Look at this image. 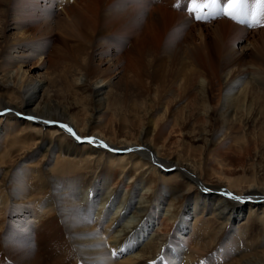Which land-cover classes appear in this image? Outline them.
<instances>
[{"label":"rangeland","instance_id":"1","mask_svg":"<svg viewBox=\"0 0 264 264\" xmlns=\"http://www.w3.org/2000/svg\"><path fill=\"white\" fill-rule=\"evenodd\" d=\"M61 1L0 0V108L7 102L21 110L27 86L37 78L44 81L40 95L45 93L43 105L51 107L53 119L59 115L61 123L77 124L85 135L102 129L106 136L135 141L137 147L127 152L135 159L118 178L127 184L148 179L135 192V205L144 200L145 206L160 207L156 222L165 221L169 209L180 213L186 198L200 196L199 184L177 166L192 167L207 183L230 185L233 194H227L243 197L250 185L264 191V24L258 0L247 1L260 22L252 29L242 26L246 30L240 36L223 27L221 20L235 23L226 17L212 23L193 21L189 8L185 10L189 0H181V7L176 0H68L59 8ZM94 116L100 124L89 123ZM24 118L7 119L4 127L31 130ZM39 138L34 134L23 147L32 150L24 162L17 157L22 151L18 147L0 152V264H51L56 259H64L57 264H82L86 253L72 244L66 221L90 199L100 165L85 170L62 162L53 171L59 183L55 195L51 190L44 195L52 199L62 193L60 197L69 199H52L57 213L38 217L37 203H26L24 195L14 198L12 192L31 185L24 170L42 168V155L38 158L33 150ZM144 139L148 153L153 150L177 166L166 168L140 155L144 151L138 143ZM105 176L109 178L105 173L101 181L107 185ZM105 187V192L114 188ZM74 188L79 196L70 198ZM129 193V188L122 190L124 198ZM123 209L115 211L120 215ZM188 220L184 232L167 234L179 245L176 255L182 258L195 249L188 243L195 215ZM166 221L173 229L178 223L174 218ZM153 228L155 236L154 224L149 232ZM237 230L235 224L233 232ZM239 236L222 235L215 260L227 253L233 264H243L239 259L244 254L264 264V219L250 235ZM66 243L69 258L59 252ZM37 254L43 263L35 259Z\"/></svg>","mask_w":264,"mask_h":264},{"label":"bare ground","instance_id":"2","mask_svg":"<svg viewBox=\"0 0 264 264\" xmlns=\"http://www.w3.org/2000/svg\"><path fill=\"white\" fill-rule=\"evenodd\" d=\"M66 1L68 2V0L59 2V8L64 6L63 2ZM247 5L251 7L248 1ZM259 9L263 19L262 23L264 24V7H260ZM252 11L255 13L253 9ZM255 14L257 16V13ZM172 17L177 18L175 16ZM178 17L180 18L179 15ZM257 19L259 23L260 20L258 16ZM224 20H221L222 25L224 28H232V34L229 33L231 35L237 36L239 33L241 34L246 30L242 25L226 21V19ZM261 27L263 28L264 25ZM256 32L255 30L254 33ZM240 34L238 36H240ZM30 83L31 86H27L28 88L24 95L25 100L21 110L13 109L9 103L2 102L0 108V152L7 151L10 153L18 147V149L22 151L17 157L20 158V162H24L27 160L32 150L30 146L27 147V149H23V147L27 146L26 144L29 143L33 139V135L36 134L39 135L40 138L35 147H33V150L38 153V158L42 155L39 162H42L43 166L50 164L51 166H42L43 169L37 166L36 169L24 170L27 172V180L31 184L29 185L31 189L27 187L25 190L24 188L17 187L15 193H13V191L12 194L14 198L24 195L22 200H26V203L30 205L37 203L36 205L39 206V212L41 213L38 217L42 216L41 218L44 219L49 213H57L55 202L67 198L66 196L60 197L62 193L61 195L56 194L58 200L53 197L52 199L55 201L53 203L51 198L44 195L48 193L49 190L55 195V186L57 185L58 187L59 185L56 180L57 177L53 176V171L64 161L71 162L75 167L85 170L91 167L93 163L99 164L101 175L93 180L94 185L92 192L88 197L90 199L85 200L87 195L84 194L82 197V200H85L84 203L75 211L78 213H76L75 217L73 216L69 221H66L68 232L72 235L70 238L72 244L81 248V250L86 253L82 264H233L235 262V260L232 262L229 261L230 257L227 253H224L225 255H219L218 257L220 259L217 258L215 260V256L213 257L212 255L217 253L218 244H216V242L220 241L221 236L227 233L239 239V235H241V237H247V235L254 232L257 223L264 219V210H260L262 206H264V191L262 189L260 190L256 186L250 185V187L243 189L245 193L243 194L244 196L241 197V200L233 199L227 194L233 191L230 189L232 188L230 185L226 186L224 182H216L214 184L207 183L197 175L192 167L188 169L184 166L171 165L168 161L160 159L161 157L159 154L153 153L155 151L152 150V152L148 153V151H146L148 142L144 139L138 143L142 151L145 152L140 153V155H147L150 159L154 158L160 165L165 164L166 168L177 166L178 170L184 171L201 187L200 196L198 195L195 199L186 198V204L180 213H173L170 209L164 212L167 216L166 220L173 218L178 220L174 229L170 224L164 225V222H167L166 220L163 222L158 220L156 222L155 213L157 214V210H160V207L155 210L153 206H145L144 200L142 203L143 206H141L142 204L140 202V205H135V192L138 188H141V185L145 187L148 179L136 178L132 184H127L125 179L118 178L119 173L124 171L126 166L133 163L135 159L134 156L131 157L127 153L129 150L137 147L135 141L128 140V138H112L111 135L106 136L102 129H95L93 132L85 135L78 128L77 124H63L61 123L59 115H56L55 119H53L51 107L49 105H43L45 93H43L42 96L40 95V93L44 91V81L32 78ZM93 93L95 95L100 94L98 90ZM99 109L101 108L97 107V110ZM10 110H12L11 113H9ZM19 116L25 117L24 119H28L27 117L30 116L36 118L34 120L28 119L27 121L31 125V130H29V128L24 129L16 127L7 130L8 128L4 127L7 119ZM96 118L97 116H94L89 123L93 124L94 122H98L99 120L97 121ZM45 121L53 123H45ZM54 124L57 125V127L50 126ZM61 124L71 128L81 139L77 140L67 129H61L59 126ZM98 124L100 123L98 122ZM47 126H49V129H47ZM3 129L7 131H3ZM90 137L95 138L96 142H87V138ZM79 141L83 142L84 145L88 144L89 149L84 148L85 146L81 145ZM100 142L108 145V148L101 147ZM137 161L136 159V162ZM144 161L147 160L144 159ZM144 161L142 163H144ZM31 165L32 164L29 162V166ZM140 168L141 167L138 166V169ZM105 173L109 176L108 179L105 176L108 181V187H110V185L114 187L112 191L105 192L104 187L107 185L101 181V177L103 174L105 175ZM84 176L85 175H83V177ZM219 178V180L222 179L221 177ZM19 181L21 180L19 179L17 182ZM125 188L130 189L127 198H124L122 195V190ZM23 192L24 194H20ZM78 192L79 191L74 188L71 191L69 190V195L67 196L70 198L77 197L79 196L77 194ZM220 195L225 198H218L217 196ZM156 196H158L157 193ZM160 203L162 202L160 201ZM171 203L169 202V204ZM120 206H124V209L119 215L118 210L115 211V208H119ZM245 210L249 213L247 216L242 214ZM193 215H195L196 221L193 224L192 235L189 237L188 243L189 245L193 244L195 249L192 248L189 251L187 250L188 252L185 251V257L182 258L176 255V250L179 245L172 242L167 234L170 230H173V233L175 232L176 235L184 232L186 228L185 223L188 222V219ZM212 219L215 220L213 223L216 222V226H213ZM153 224L156 227L155 236H152L154 228L149 232V226ZM209 224L212 225L208 226ZM235 224H237L238 230L233 232ZM56 239V241L59 242L60 236L58 235ZM236 248L237 249L234 250H239L238 247ZM63 249L64 250H60L59 248L61 256L65 257L66 255V257L69 258V245L66 243ZM35 259H39L41 263L44 262L43 260L41 261V256H39V254L35 256ZM62 260L56 259L51 264H57ZM239 261L243 264H259L257 263L259 261L256 259H246L244 254H241Z\"/></svg>","mask_w":264,"mask_h":264},{"label":"snow or ice","instance_id":"3","mask_svg":"<svg viewBox=\"0 0 264 264\" xmlns=\"http://www.w3.org/2000/svg\"><path fill=\"white\" fill-rule=\"evenodd\" d=\"M260 5L264 7V0H258ZM247 4V0H228L227 6L225 8L219 7V0H207V3L205 4H200L197 2V0H192L191 3V9L190 11L192 13H196L195 19L196 20H202L204 17L200 14L202 8L206 7H216L218 9V14L219 15H226L233 20L240 19V17L244 14L245 12V6ZM243 22V21H241ZM29 120H34L36 119L35 117H27ZM45 123H53V122H48L45 121ZM61 128L67 129V131L72 134L77 140H80L81 137H79L71 128H68L66 125H59ZM87 142L89 143H95V138H87ZM100 146L104 148H108V145L104 144L103 142H100ZM231 198L241 200V197L234 196L232 194H229Z\"/></svg>","mask_w":264,"mask_h":264}]
</instances>
